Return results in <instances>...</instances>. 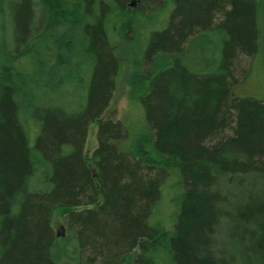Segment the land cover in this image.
Here are the masks:
<instances>
[{"label":"trees","instance_id":"16d2710c","mask_svg":"<svg viewBox=\"0 0 264 264\" xmlns=\"http://www.w3.org/2000/svg\"><path fill=\"white\" fill-rule=\"evenodd\" d=\"M131 1L0 0V64L32 60L49 29L66 24L84 94L71 109L42 61L38 73L33 62L18 72L21 86L0 76V264H61L58 210L71 264H264V100L233 95L235 63L259 54L261 0H147L171 14L136 72L143 143L120 147L128 128L103 122L91 164L90 127L108 111L121 70L105 22ZM213 31L220 67L192 73L178 56ZM163 55L172 56L164 69L146 73ZM62 61L55 55L53 65ZM169 181L170 231L152 221Z\"/></svg>","mask_w":264,"mask_h":264},{"label":"rangeland","instance_id":"374dc122","mask_svg":"<svg viewBox=\"0 0 264 264\" xmlns=\"http://www.w3.org/2000/svg\"><path fill=\"white\" fill-rule=\"evenodd\" d=\"M138 1L135 9L128 8L125 13L115 11L105 22L109 44L120 63L121 70L116 79L114 97L102 121L122 122L128 128L130 137L129 140L121 141L120 147L122 146L123 148H129L134 141L135 143H143L141 139L137 140L138 135L145 129V114L142 106L136 101L137 96H139L138 87H135L138 84L136 72L140 70L141 60L143 61L142 55L148 46L151 33L162 31L167 25L171 14V11L168 9L164 11L163 8L159 9L155 5L149 6L147 0ZM260 6L258 16L259 29L261 31L259 54L255 58L240 57L235 63L234 74L238 78V82L234 84L233 95L240 98L264 100V0H261ZM220 20H217V24ZM6 28L9 39L11 36L9 20L6 23ZM72 34L71 26H67L66 24L60 23L52 27L44 36L43 41L32 49V60L28 58L19 61L16 58L6 59L3 64H0V76L4 74L8 75L10 80L20 85L21 76L18 72L25 71L29 67L28 65L33 62L36 64V73H38L40 70L37 63L42 61L48 73L55 72L54 75L56 76L52 78L51 86L54 92L56 91L60 96V100L66 101L71 109L79 108L82 96H84L82 89L83 81L77 70V61H75V64L69 58L71 54L69 43L72 40ZM2 35L3 31L0 29V38ZM219 40V36L214 31L208 35H197L186 42L183 54L178 57L182 59V62L192 73L210 74V72H215L220 67L219 64L221 62ZM9 51H12V49ZM54 54L62 57L63 61L59 66L53 65ZM51 55H54L53 58ZM171 59L172 56L163 55L155 62L154 66L143 65L142 68L146 73L154 69V73L157 74L160 70L164 69V66ZM78 63L82 64V60ZM6 66H12L14 70L12 72L8 70L9 72L6 74ZM85 70L88 69L84 68V72H86ZM242 71L243 75H241ZM143 83V89L149 86V82ZM98 127L99 122L92 125L87 138L85 152L90 163L95 150L98 148ZM33 138L34 134H31V141ZM172 183L173 181H169V186L164 189V196L152 220L158 228L168 231L172 230L173 213L176 208L174 205L176 195L174 193L176 191L171 189ZM63 214L64 210H58L53 217L54 231L60 235L58 238L59 247L57 256L61 264H71L64 255L65 245L64 237H62L64 235ZM195 214L193 213V215ZM223 231L222 226L216 230L219 236ZM217 251L218 248L215 249V252ZM162 261L166 264H171L168 260Z\"/></svg>","mask_w":264,"mask_h":264},{"label":"bare ground","instance_id":"6f19581e","mask_svg":"<svg viewBox=\"0 0 264 264\" xmlns=\"http://www.w3.org/2000/svg\"><path fill=\"white\" fill-rule=\"evenodd\" d=\"M138 2H139L138 0H132V1L129 3L128 8H133V9H135V8L137 7ZM132 4H135V7H132V6H131ZM166 9H168L169 11H171V10H170V9H171L170 7L166 8ZM166 9H165V11H167ZM53 73L55 74V72H53ZM97 122H98V121H97ZM101 123H103L102 120L99 121V124H101ZM93 125H94V124H93ZM62 237H64V238L66 237L65 229H64V235H62Z\"/></svg>","mask_w":264,"mask_h":264},{"label":"water","instance_id":"95a60500","mask_svg":"<svg viewBox=\"0 0 264 264\" xmlns=\"http://www.w3.org/2000/svg\"><path fill=\"white\" fill-rule=\"evenodd\" d=\"M131 6H132V7H135V4H132ZM95 177H97V175H95ZM58 237H60V235H59Z\"/></svg>","mask_w":264,"mask_h":264}]
</instances>
